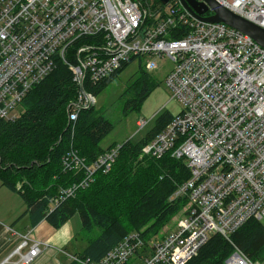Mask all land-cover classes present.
<instances>
[{"label":"built area","instance_id":"1","mask_svg":"<svg viewBox=\"0 0 264 264\" xmlns=\"http://www.w3.org/2000/svg\"><path fill=\"white\" fill-rule=\"evenodd\" d=\"M214 1L264 29V0ZM213 13L208 7L195 15L182 0H0V120L17 116L18 102L56 59L79 85L70 119L96 104L83 87L86 79L98 82L134 61L147 72L160 67L158 59L173 65L165 84L182 108L142 154L159 158L170 152L189 171L170 198L186 197L176 231L147 243L129 234L101 261L82 263L124 264L149 247L144 264H184L212 235L232 244L231 234L248 220L264 222V47L226 23L202 19ZM119 147L90 165L68 152L64 169H83L84 178L62 196L88 186L97 170L109 172ZM40 243L28 244L24 236L1 264L12 256L14 264L30 263ZM259 261L236 246L226 259Z\"/></svg>","mask_w":264,"mask_h":264},{"label":"trees","instance_id":"2","mask_svg":"<svg viewBox=\"0 0 264 264\" xmlns=\"http://www.w3.org/2000/svg\"><path fill=\"white\" fill-rule=\"evenodd\" d=\"M55 63L18 102L21 112L14 119L0 120V184L21 197L23 215H28L31 226L45 220L58 229L77 215L86 246L68 264L97 263L129 234L138 233L145 243L158 236L186 204L185 196L170 198L189 171L170 152L159 158L142 155L145 145L173 118L164 111L143 138L119 145L109 172L97 170L88 186L62 196V190L84 178L83 169H64L63 157L68 152L90 165L118 144L100 146L113 126L94 106L70 119L79 85L66 64L58 59ZM127 65L98 82L86 79L84 89L96 97ZM157 85L150 72L139 66L128 86L135 97L128 100L125 112L139 109ZM263 223L248 220L231 234L232 244L219 234L212 235L184 264H227L234 246L251 260H263Z\"/></svg>","mask_w":264,"mask_h":264},{"label":"rangeland","instance_id":"3","mask_svg":"<svg viewBox=\"0 0 264 264\" xmlns=\"http://www.w3.org/2000/svg\"><path fill=\"white\" fill-rule=\"evenodd\" d=\"M157 62L160 67L157 70L151 71L150 74L156 80L158 85L139 109H132L125 112L126 103L128 100L135 97V93L131 89H128V86L138 74V61L129 63L103 91L96 95L95 109L104 118L111 122L113 126L112 130L103 137L100 142V146L103 149H106L112 144L120 145L126 140H131L133 142L139 141L153 128L156 119L162 112L167 111L172 115H176L181 110V104L176 99L172 98L171 92L165 84V76L172 68V62L168 61L166 58L158 59ZM20 112L21 108L17 107V115ZM137 121H144L145 124L140 126ZM0 192L8 193V191L1 188V186ZM15 196L16 202L11 204L13 209L20 207L22 200L18 194H15ZM7 199L9 200V198L0 197V201H7ZM177 219V215L170 218L169 222L166 224V229H163L164 232H159L157 237H161L162 235L168 237L171 234H174L176 231L175 224ZM73 220L79 222L78 216L75 215ZM80 235L83 236L82 233ZM80 235L78 236V240H80ZM92 235L93 234H91V236ZM23 252H25V249ZM149 255L150 251L149 247H147L144 250V258H149ZM131 261H134V257L130 258L128 263ZM259 262L261 264L264 263V259ZM133 264H144V260L134 262Z\"/></svg>","mask_w":264,"mask_h":264},{"label":"crops","instance_id":"4","mask_svg":"<svg viewBox=\"0 0 264 264\" xmlns=\"http://www.w3.org/2000/svg\"><path fill=\"white\" fill-rule=\"evenodd\" d=\"M1 186V184H0ZM6 192H0V197L9 198L7 201H0V264L7 258L22 238L25 236L28 239V244L33 240L40 243V253L28 264H68L71 257L83 251L86 242L81 231L80 220L77 222L71 217L64 225L58 229L51 227L45 220L40 221L37 225L31 226L28 215H23L25 204L21 200V206L16 209L12 208V203L16 202L15 192L6 189ZM72 220V222H71ZM80 235V240L78 236ZM27 252L28 247H24ZM17 256H12L3 264H14ZM144 260V255L140 253L134 257V261ZM132 263V264H133Z\"/></svg>","mask_w":264,"mask_h":264},{"label":"water","instance_id":"5","mask_svg":"<svg viewBox=\"0 0 264 264\" xmlns=\"http://www.w3.org/2000/svg\"><path fill=\"white\" fill-rule=\"evenodd\" d=\"M166 2L167 0H161ZM205 3H197L196 0H182L184 6L195 15L207 11L208 7L213 10V15L203 17L205 21H220L249 35L257 43L264 47V29L247 21L246 19L233 14L226 8L219 6L214 0H203Z\"/></svg>","mask_w":264,"mask_h":264},{"label":"bare ground","instance_id":"6","mask_svg":"<svg viewBox=\"0 0 264 264\" xmlns=\"http://www.w3.org/2000/svg\"><path fill=\"white\" fill-rule=\"evenodd\" d=\"M88 92V91H87ZM89 93V92H88ZM90 94H92V93H90ZM93 96H94V94H92Z\"/></svg>","mask_w":264,"mask_h":264},{"label":"clouds","instance_id":"7","mask_svg":"<svg viewBox=\"0 0 264 264\" xmlns=\"http://www.w3.org/2000/svg\"><path fill=\"white\" fill-rule=\"evenodd\" d=\"M143 155V154H142ZM145 156V155H144Z\"/></svg>","mask_w":264,"mask_h":264}]
</instances>
